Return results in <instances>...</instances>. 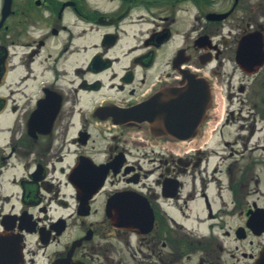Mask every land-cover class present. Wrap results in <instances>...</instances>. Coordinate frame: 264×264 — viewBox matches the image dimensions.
<instances>
[{
    "label": "flooded vegetation",
    "instance_id": "af4514ba",
    "mask_svg": "<svg viewBox=\"0 0 264 264\" xmlns=\"http://www.w3.org/2000/svg\"><path fill=\"white\" fill-rule=\"evenodd\" d=\"M61 259L264 264V0H0V264Z\"/></svg>",
    "mask_w": 264,
    "mask_h": 264
},
{
    "label": "water",
    "instance_id": "95a60500",
    "mask_svg": "<svg viewBox=\"0 0 264 264\" xmlns=\"http://www.w3.org/2000/svg\"><path fill=\"white\" fill-rule=\"evenodd\" d=\"M177 97L182 98V102H185L187 105H194L196 106L199 111V123L203 119V114L206 111L207 107L210 103V90L209 86L205 81H200L196 86L193 85H186L181 90L177 91L176 93ZM199 123L197 125H199ZM54 264H79L77 262H73L71 260H58Z\"/></svg>",
    "mask_w": 264,
    "mask_h": 264
}]
</instances>
